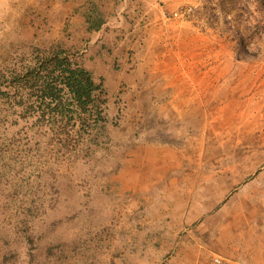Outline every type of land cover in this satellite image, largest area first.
<instances>
[{
  "label": "rangeland",
  "instance_id": "rangeland-1",
  "mask_svg": "<svg viewBox=\"0 0 264 264\" xmlns=\"http://www.w3.org/2000/svg\"><path fill=\"white\" fill-rule=\"evenodd\" d=\"M263 1L0 0V264L253 262L264 56L237 59L226 24ZM57 50L104 84L98 151L78 126L37 128L2 93Z\"/></svg>",
  "mask_w": 264,
  "mask_h": 264
},
{
  "label": "trees",
  "instance_id": "trees-1",
  "mask_svg": "<svg viewBox=\"0 0 264 264\" xmlns=\"http://www.w3.org/2000/svg\"><path fill=\"white\" fill-rule=\"evenodd\" d=\"M213 16L216 21L221 19ZM246 17V23L238 18L227 21V37L235 42L237 59L262 57L264 1L261 7L246 12ZM102 25V19L90 21L89 29L99 30ZM213 25L214 21L211 27L216 28ZM5 88L2 93L9 103L21 107L27 118H34L37 128L61 135L78 126L79 136L86 135L89 146L96 151L105 146L108 100L104 84L64 50L40 55L22 70L13 71ZM70 144L67 140L62 145L68 149Z\"/></svg>",
  "mask_w": 264,
  "mask_h": 264
},
{
  "label": "crops",
  "instance_id": "crops-1",
  "mask_svg": "<svg viewBox=\"0 0 264 264\" xmlns=\"http://www.w3.org/2000/svg\"><path fill=\"white\" fill-rule=\"evenodd\" d=\"M102 27H103V25H102ZM100 29H99V31H100ZM218 180L219 179L214 180L213 184H210V186L216 187L215 185H219L220 181H218ZM211 187H210V190H211ZM218 190L219 189H217V191ZM214 191H216V188L212 192H214ZM196 198L198 200H203L204 198H206V197H204L203 189L200 190V192H198V194L196 195ZM202 208H203V210H202ZM202 208H201V211H204V210L208 211L209 204L207 203V204L203 205ZM255 224L257 225V227H255V228L252 227L251 229H253V230L249 231L248 238L246 237V239H245V247L253 249V252L251 253V259L253 260V262H250V264H256V261H254V259L259 254V251H256V250L264 249V229H262L260 226H258L257 223H255ZM221 238H223V239L227 238V233H225L224 235L222 234ZM236 239H237V235H236ZM241 247H244V245H242Z\"/></svg>",
  "mask_w": 264,
  "mask_h": 264
},
{
  "label": "built area",
  "instance_id": "built-area-1",
  "mask_svg": "<svg viewBox=\"0 0 264 264\" xmlns=\"http://www.w3.org/2000/svg\"><path fill=\"white\" fill-rule=\"evenodd\" d=\"M216 262H219V259H216Z\"/></svg>",
  "mask_w": 264,
  "mask_h": 264
}]
</instances>
